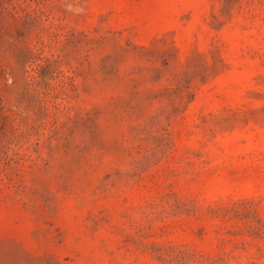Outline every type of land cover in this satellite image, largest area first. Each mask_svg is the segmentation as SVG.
<instances>
[{
    "label": "rangeland",
    "instance_id": "obj_1",
    "mask_svg": "<svg viewBox=\"0 0 264 264\" xmlns=\"http://www.w3.org/2000/svg\"><path fill=\"white\" fill-rule=\"evenodd\" d=\"M0 264H264V0H0Z\"/></svg>",
    "mask_w": 264,
    "mask_h": 264
}]
</instances>
